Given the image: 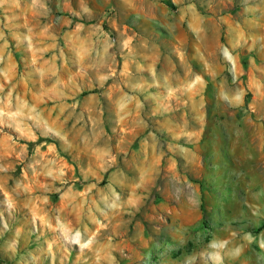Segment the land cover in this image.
<instances>
[{
    "label": "rangeland",
    "instance_id": "1",
    "mask_svg": "<svg viewBox=\"0 0 264 264\" xmlns=\"http://www.w3.org/2000/svg\"><path fill=\"white\" fill-rule=\"evenodd\" d=\"M262 228L264 0H0V264H209Z\"/></svg>",
    "mask_w": 264,
    "mask_h": 264
},
{
    "label": "crops",
    "instance_id": "2",
    "mask_svg": "<svg viewBox=\"0 0 264 264\" xmlns=\"http://www.w3.org/2000/svg\"><path fill=\"white\" fill-rule=\"evenodd\" d=\"M236 246H238L236 249H230L225 242L220 244L213 241L211 243L213 249H206L207 262L209 264H264V228L256 234L243 235ZM199 256L202 259L205 258L203 253Z\"/></svg>",
    "mask_w": 264,
    "mask_h": 264
}]
</instances>
